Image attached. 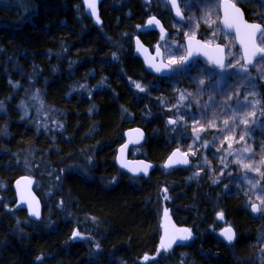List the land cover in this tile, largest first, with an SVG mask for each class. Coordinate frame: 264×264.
<instances>
[{"label":"trees","instance_id":"trees-1","mask_svg":"<svg viewBox=\"0 0 264 264\" xmlns=\"http://www.w3.org/2000/svg\"><path fill=\"white\" fill-rule=\"evenodd\" d=\"M186 1L177 0L184 9ZM235 1L246 19L258 16L257 0ZM97 13L99 23L82 0H0V264H152L145 254L159 264H264V219L240 194H224V182L193 174L191 159L185 168H162L184 135L159 101L167 78L145 70L133 38L161 43L141 29L154 15L166 39L182 45L166 1L100 0ZM192 64L176 75V92L205 90L218 73L203 61ZM240 78L231 74L221 88H237ZM31 97L58 129L35 122L34 108L26 107ZM131 127L145 138L127 156L150 162L147 175L131 176L115 163ZM20 175L37 179V222L14 206L12 182ZM165 208L172 226L192 236L157 255ZM223 224L235 233L230 244L218 234Z\"/></svg>","mask_w":264,"mask_h":264},{"label":"rangeland","instance_id":"rangeland-1","mask_svg":"<svg viewBox=\"0 0 264 264\" xmlns=\"http://www.w3.org/2000/svg\"><path fill=\"white\" fill-rule=\"evenodd\" d=\"M165 1L167 3V0ZM214 1L218 3L219 0ZM257 1L259 16L256 19H260L264 17V0ZM185 5H187L185 9L181 7L185 15L184 20L182 22L171 20L169 24L172 30L185 37V33L189 36L196 35L202 27L210 36L206 41L213 42V37L216 36L212 29L217 21L216 4L206 0H187ZM260 20L264 27V20ZM210 28L211 31H209ZM171 35L174 36L175 33ZM258 46L264 47L262 33L258 37ZM161 47L164 50L163 59L166 63L169 55L180 56L184 52L183 44L176 45L172 38L169 41H162ZM227 57L230 59L226 64L234 65V67H228L223 74L219 75L220 70L217 69L215 79L205 90H201V93L197 89L191 92L186 89L176 92V75L186 66L172 65L170 75L165 77L168 94L159 101L172 113V120L176 121L175 128L184 135L181 138L183 145L179 149L192 160L193 174L201 173L204 178L224 182L222 184L224 194H240L247 208L251 204H257L258 210L255 215L258 214L264 219V203H262L264 201V164L260 163L264 161V56L255 60L250 66H246V72L241 70L244 66L242 61L241 64H237L241 57L233 48H229ZM197 67L198 65L195 64L191 66L192 69ZM231 74L241 76L240 85L235 89L223 90L221 84ZM217 80L220 81L219 88H217ZM181 94H183V100ZM27 105L26 107L34 108L35 122L43 127L48 126L52 130L58 129L59 122L54 117H49L39 101L31 97ZM241 120L247 123H241ZM194 127L197 129L196 134L193 133ZM241 136L244 137L243 140L240 139ZM225 137L229 139L226 140ZM229 144H231L230 148ZM242 164H248L250 167L245 168ZM27 176L31 180V185L36 184V178ZM171 225L163 215L162 234L168 232ZM224 226L226 224H223L221 228Z\"/></svg>","mask_w":264,"mask_h":264},{"label":"water","instance_id":"water-1","mask_svg":"<svg viewBox=\"0 0 264 264\" xmlns=\"http://www.w3.org/2000/svg\"><path fill=\"white\" fill-rule=\"evenodd\" d=\"M99 2H100V0H95V10H96V14L97 15L96 16H92L91 15V9L85 4V0H82V4H83V7H84L86 15L89 16L95 23L97 22V17H98V13L97 12H98V4H99ZM167 2H168V6H169V9H170V12H171V15H172L173 19L175 21H177V22L182 21L183 15H182V17L181 16H177L176 12H175V9L172 7V4L170 3V0H168ZM230 2L233 3L231 0H230ZM235 6H236V8H238L240 10V13L242 15L239 17V20L235 24H232V26H229V24L225 23L224 0H220V3H219V13H220L219 24H220V27L222 28V30L225 33L233 35L235 45L240 51L241 59H242V62L244 64V59H243V57H244V47H243L242 41L244 43H248V37L246 35V30L243 27V25L244 24H254V23L255 24H260V23L246 21L245 18H244L242 9L236 4H235ZM151 17H155V16H148L145 19L144 25H143L144 30L156 31L161 36L159 27H157L155 25H151V26L147 25V21ZM155 18L157 20H159L157 17H155ZM159 22H160V20H159ZM230 23H231V20H230ZM160 25H162L161 22H160ZM238 28H239V31H238ZM164 30H165V28H164ZM260 33L261 32L257 31L251 37V42L254 43L256 45V47H258V48H260V47L257 44V38H258ZM165 34H166V30H165ZM189 37H193V36H189ZM189 37H185L183 39L184 50H185L184 55H186L188 47H189ZM137 40L140 41L138 36H135L133 38L134 54H135V56H137L140 59V61L143 64V67L145 68V70L149 74L156 75L158 77H168L170 75V73H171V68H165L161 72H156L153 68H150L149 64L146 63V61H145V56L146 55H150V56H153V57L156 55V47L157 46H155L153 48V50L150 51L149 48L146 47L141 41H140V45H138L137 44ZM197 42H200V45H203L205 43V42H203L201 39H199L197 37H194V39H192L193 57L191 59L192 60L193 59H204L209 65L213 66L211 63H209L208 56L216 57L217 55H219V53H217L215 51V49H216L217 46H219L220 48H222L224 50V45L216 43V44H209L208 48H201L197 44ZM141 45L143 46V49H147L148 50L147 53H145L143 51H137V49ZM160 52H161V50H160ZM205 52H207V55H205ZM223 55L225 57V50L223 51ZM263 56H264V54H257L255 57L252 58V63L255 60H258V59L262 58ZM161 60H163L162 52H161V57H158L156 59V63L159 64ZM163 62L165 64H167L164 60H163ZM252 63H250V64H248L246 66H250ZM184 66H187V65H184ZM216 69H218V68H216ZM137 129L139 131H136ZM144 138H145L144 131L140 127H131V128H128V129L125 130V132H124V141L118 146V148L116 149V154H115V163H116L117 167L121 171H123V172H125V173H127V174H129L131 176H141V175H145L144 171H135V170L136 169H142L146 165L148 166L147 167V174L151 171L152 164L150 162H148V161H146V160H144L142 158H128V156H127L128 148L132 147V146L136 147V146L140 145L143 142ZM177 149H179V148L172 149L170 151V153L167 155V157L164 159V161L162 163V168L163 169L168 170V169H171V168H185V167H187L190 164V157L188 155H185V153L182 150L179 149V153L176 156L172 157V160L174 162L171 163L168 167H165V164L168 163V161H169V157L172 156V154L174 152H176ZM185 158L188 161L187 164L175 162V161H181V160H183ZM130 169H132V170L130 171ZM25 177L28 178L27 175H20L17 178H15L14 181L12 182V189H13L14 195H15V201H14L15 204H14V206H15L16 209L24 210L26 212V215H27L29 220L37 222L41 218V208H42L41 207V203H40V200H39L38 196L33 191L31 183H28V181L24 179ZM18 181H19V185L17 184ZM33 197H34V199H30V198H33ZM29 200H30V202L33 205V210H38L39 211V213H40V217L39 218H37L36 216L30 215L28 202H27ZM252 205L253 204H251L249 206V210H250L251 214L255 215L257 213V211L256 212L252 211ZM166 220H168V216L166 217ZM226 227H229V226H224V227H222L219 230V236L224 242L230 244L233 241L229 242V241L225 240V238L220 234L221 230L226 228ZM174 229H180V228H175L173 226H170L168 232L170 233ZM165 234H162L160 236L158 245L160 244L161 237L165 236ZM180 242L181 241L178 240V241H176L175 244H178ZM175 244H173V245H175Z\"/></svg>","mask_w":264,"mask_h":264},{"label":"snow or ice","instance_id":"snow-or-ice-1","mask_svg":"<svg viewBox=\"0 0 264 264\" xmlns=\"http://www.w3.org/2000/svg\"><path fill=\"white\" fill-rule=\"evenodd\" d=\"M170 3L172 4V7L175 9L176 15L182 17V12H181L178 4H177V0H170ZM85 4L91 9V15L96 16L97 14H96V10H95V0H85ZM224 11H225V23L229 24V26H232V24H235L239 20V17L242 15L240 13V10L238 8H236L235 4L231 3L230 0H224ZM260 19L264 20V17H260ZM230 20H231V23H230ZM97 23H99L98 17H97ZM147 25L148 26L155 25V26L159 27L160 33H161V39L164 38L165 30H164L163 26L160 25L159 20H157L155 17H151L147 21ZM243 27L246 30V35L248 37V43H244L242 41V44L244 47V57H243L244 66H242L241 70L246 72L247 71L246 65L252 63V58L255 57L257 54H264V47L258 48V47H256V45L254 43L251 42V37L257 31L264 34V27H262L261 24H255V23L254 24H244ZM238 31H239V28H238ZM185 36L189 37V34L185 33ZM192 39H194V37H189V47H188L186 55H180V56L169 55V58L167 60V64H165L163 62V60H161L159 64L156 63V59L158 57H161L159 45L156 47V55L154 57L150 56V55H146L145 61H146V63L149 64V67L153 68L156 72H161L165 68H171L172 65L178 64V65L184 66V65L192 64L193 63V61L191 59L193 57ZM137 44L140 45L139 40H137ZM197 44L201 48H208L209 47V44L207 42H205L203 45H200V42H197ZM137 51H143L145 53L148 52L147 49H143L142 45L137 49ZM215 51L217 53H219V55H217L216 57L208 56V61H209V63H211L214 66V68H218L220 70V73H218V75L223 74L228 67H234V65L225 63V57L223 55L224 50L222 48L217 46ZM205 55H207V52H205ZM113 58L114 59L116 58L115 55L113 56ZM237 64H239V61H237ZM200 71L202 73H207L210 70L207 68H200ZM192 79H193L194 83L197 81V78H195V77ZM199 84L203 85L204 80L199 79ZM216 84H217V88H219L220 81L217 80ZM13 86L15 87V85H13ZM136 87L141 92L144 91V88L140 84H136ZM181 99L182 100L184 99L183 94H181ZM229 99H231V97H229ZM0 108H2V104H0ZM168 123L173 124V123H175V121L172 119H169ZM241 123H247V121L241 120ZM225 124H227V121H225ZM136 131H139V130L137 129ZM193 133L194 134L197 133V129L195 127L193 128ZM197 139H199L198 135H197ZM225 139L227 140L229 138L225 137ZM240 139L243 140L244 137L241 136ZM190 147H191V145H190ZM230 147H231V144H229V148ZM178 153H179V149H177V151L174 152L172 154V156L169 157V161H168V163L165 164V167H168L171 163L174 162L172 160V157L176 156ZM192 154H195V153H192ZM185 155H187V154H185ZM175 162L184 163V164L188 163L186 158L181 160V161H175ZM237 162L240 163V161H237ZM260 163L264 164V161H261ZM242 166L245 168L250 167V165H248V164H242ZM147 167L148 166L146 165L144 168L136 169L135 171H144L145 175H147ZM131 170L132 169H130V171ZM257 170H259V169H257ZM24 179L27 180L28 183H31V180H29L27 177H25ZM213 182L215 183V181H213ZM17 184L19 185V181L17 182ZM164 191L166 192L167 190L165 189ZM164 198L167 199L168 197L165 196ZM30 199H34V197L30 198ZM27 202H28L30 215H33V216H36L37 218H39L40 217L39 211L33 210V205L30 202V200ZM262 203H264V201H262ZM257 210H258L257 205L253 204L252 205V211L256 212ZM164 215H165V217L168 216V209L167 208L164 209ZM217 219H223V213L222 212L217 213ZM220 234L225 238V240H227L229 242L233 241L235 238V233L233 232V229L230 226L222 229ZM79 235L80 234L76 231H73V233H72L73 237H77ZM191 236H192L191 230L186 229V228L185 229H174L170 233L166 232L165 236L161 237L160 244L158 245V247L156 249L157 255H159L161 252H167L169 249L172 248L173 244H175L176 241H178V240L181 242L187 241V240H189V238ZM97 247H98V245H97ZM142 259L145 262H148L151 260L152 264H159V262L156 260L155 256L149 257L148 254H145Z\"/></svg>","mask_w":264,"mask_h":264},{"label":"flooded vegetation","instance_id":"flooded-vegetation-1","mask_svg":"<svg viewBox=\"0 0 264 264\" xmlns=\"http://www.w3.org/2000/svg\"><path fill=\"white\" fill-rule=\"evenodd\" d=\"M168 1V0H167ZM234 4H236V5H238L241 9H242V12H243V15H244V18H245V20L246 21H249V22H257V23H260L261 25H262V21L258 18V19H256V17H258V16H256V15H252L253 16V18L255 17V19H252V20H248V19H246V17H245V13H244V10H243V8L241 7V5H240V3L239 2H237V1H235V0H231ZM251 2H253V1H251ZM178 3V2H177ZM219 3H220V0L218 1V3L216 4V17H217V21H216V24H215V27H212V29H213V31H214V34L216 35L215 36V38L213 37V42H207L206 41V39H208V38H210V36L208 35L209 33L207 32H205V30H203L202 29V27H200V31H198V33L196 34V35H193V37H197V38H199V39H201L203 42H207L208 44H216V43H219V44H223L224 45V50H225V62H226V59H227V56H228V49H227V42H229V43H232V47H234V49L233 50H235L236 51V53H238L239 55H240V51H239V49L236 47V45H235V42H234V37H233V35H230V34H227V33H225L223 30H222V28L220 27V24H219V19H220V13H219ZM167 5H168V2H167ZM178 6H179V8H180V10H181V7H180V5L178 4ZM168 8H169V6H168ZM169 12H170V9H169ZM182 12V15H183V19H182V21L184 20V12L183 11H181ZM170 14H171V12H170ZM151 16H154V15H151ZM156 17V16H155ZM171 17H172V15H171ZM158 18V17H157ZM159 20H160V18H158ZM172 19H173V17H172ZM173 21H175L174 19H173ZM182 21H180V22H182ZM160 22L162 23V21L160 20ZM177 22V21H176ZM143 25H144V23H143ZM162 25H163V27L165 28V30H166V34L164 35V38L163 39H161V36L159 35V33H157L156 31H153V30H144V28H143V26L141 27V29L143 30V31H153V32H155L156 34H157V36H158V38H160V41H161V43H162V41H169L170 39H166L167 38V33H168V30H167V28L164 26V24L162 23ZM262 27H263V25H262ZM211 28L209 29V31H211L212 30ZM186 37V36H185ZM185 37H183V39L185 38ZM208 37V38H207ZM259 37V36H258ZM141 41V40H140ZM161 43H154L151 47H149V46H147V45H145L146 47H148L149 48V50L151 51V50H153V48L155 47V46H158L159 45V47H160V50H161V52H162V57H163V55H164V50L162 49V47H161ZM182 44H183V40H182ZM257 44H258V38H257ZM183 49H184V44H183ZM184 52H185V50H184ZM184 52H183V55H184ZM240 57H241V55H240ZM164 60V59H163ZM203 61V62H205L206 64H208L204 59H193L192 61ZM241 61H242V59H241ZM243 63V62H242ZM209 65V64H208ZM209 66H211V65H209ZM211 67H213V66H211ZM214 68V67H213ZM216 69V68H215ZM154 76H156V75H154ZM156 77H158V76H156ZM158 78H165V77H158ZM132 147H134V146H132ZM132 147H129V148H132ZM137 147V146H136ZM128 151V150H127ZM248 209H249V207H248ZM250 211V210H249ZM251 213V212H250ZM253 215V214H252ZM221 229V228H220ZM219 229V230H220ZM218 234H219V231H218Z\"/></svg>","mask_w":264,"mask_h":264}]
</instances>
